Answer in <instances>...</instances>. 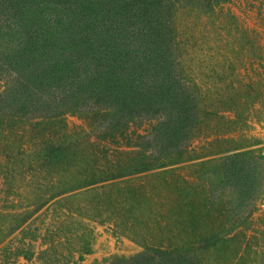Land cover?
Here are the masks:
<instances>
[{"label": "trees", "instance_id": "1", "mask_svg": "<svg viewBox=\"0 0 264 264\" xmlns=\"http://www.w3.org/2000/svg\"><path fill=\"white\" fill-rule=\"evenodd\" d=\"M213 1L0 0V156L6 165L2 177L10 189L18 182L34 190L28 192L35 198L28 207H37L31 216L23 213L12 233L58 200L166 168L174 157L191 161L183 157L194 149L197 132L211 130L213 138L228 139V134L239 131L244 119L227 116L230 110L225 105L263 88L264 66L247 64L249 74L233 82L238 87L233 97L226 93L222 70L218 99L207 88L204 94L199 92L185 69L193 50L182 21H190L192 15L200 21L210 18ZM228 1L216 0V5ZM184 9L187 18L181 17ZM75 115L93 128L94 138L90 136L86 145L92 144L94 154L81 148L77 135L69 134L66 120ZM135 126L149 128L133 132ZM94 142L106 146L105 162L98 158L99 143ZM134 149L142 151L136 153L141 159L129 160L123 168L115 166L112 152L125 150L129 156ZM223 151L213 154L234 152ZM157 152L160 157L155 159ZM15 154H28V162L23 159L17 167ZM229 172L241 186L251 187L257 174L258 186L263 184L262 172L251 161H232ZM239 185L234 189L238 191ZM89 250H80L78 260ZM142 258L145 264H191L167 253L144 252L134 260ZM68 259L57 256L54 263Z\"/></svg>", "mask_w": 264, "mask_h": 264}, {"label": "rangeland", "instance_id": "2", "mask_svg": "<svg viewBox=\"0 0 264 264\" xmlns=\"http://www.w3.org/2000/svg\"><path fill=\"white\" fill-rule=\"evenodd\" d=\"M214 1L215 8L207 13L210 18L200 21L192 15L182 24L190 38L188 48L193 50L186 59V72L196 80L199 92L204 94L207 88L218 99L223 88L219 82L222 70L228 84L226 93L233 97L238 93L233 82L249 74L247 64L258 69L264 66V0H229L221 5ZM185 12L181 17H189ZM262 87L225 105L230 110L227 116L238 114L244 119L234 135L213 138L211 130L197 132L194 149L183 157L191 161L174 157L166 168L122 177L92 187L86 194L58 200L14 233L23 213L31 216L37 208L28 207L35 199L28 192L34 190L18 182L11 183L13 189L7 187L2 177L6 165L0 156V264H56L57 256L75 258L59 264H139L143 258L138 262L134 259L144 252L154 256L167 253L191 264H264V179L258 186L257 174L252 186L244 187L229 172L232 161H251L264 178ZM66 122L81 148L94 154L92 144L90 148L86 145L93 137V128L77 115L68 116ZM147 128L135 126L133 132ZM103 146L99 143L98 158L102 160L106 152ZM229 149L234 152L213 154ZM140 151L129 156L125 150L112 152L115 166L123 168L129 160L141 159L136 154ZM235 153L242 155L237 158L232 156ZM27 155L15 154L13 163L19 167L23 159L28 162ZM158 157L160 153H154L153 158ZM235 185H239L238 191ZM87 247L88 253L78 260L80 250Z\"/></svg>", "mask_w": 264, "mask_h": 264}]
</instances>
